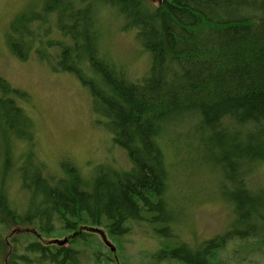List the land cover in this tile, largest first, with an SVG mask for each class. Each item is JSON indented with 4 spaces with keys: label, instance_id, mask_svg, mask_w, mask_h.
<instances>
[{
    "label": "trees",
    "instance_id": "trees-1",
    "mask_svg": "<svg viewBox=\"0 0 264 264\" xmlns=\"http://www.w3.org/2000/svg\"><path fill=\"white\" fill-rule=\"evenodd\" d=\"M41 3L13 20L10 52L21 61L34 54L78 79L90 94L96 124L126 150L131 166L100 164L87 175L63 160L60 174L50 173L38 157L35 123L20 104L30 95L0 75V225L5 233L11 224L30 233H12V250L0 234L8 264H85L98 233L92 228L120 242L142 222L162 244L147 253L146 264H214L233 238H258L264 245V186L251 182L264 165V0ZM100 3L116 7L123 29L136 30L150 53L141 78H130L102 50ZM183 131L197 157L219 169L220 194L233 213L223 233L195 247L176 240L168 199L167 140ZM20 141L26 148L18 153ZM19 174L24 207L10 195L16 180L7 179ZM59 235H67L68 244L44 241ZM93 255L95 264L121 258L109 249Z\"/></svg>",
    "mask_w": 264,
    "mask_h": 264
},
{
    "label": "rangeland",
    "instance_id": "rangeland-1",
    "mask_svg": "<svg viewBox=\"0 0 264 264\" xmlns=\"http://www.w3.org/2000/svg\"><path fill=\"white\" fill-rule=\"evenodd\" d=\"M42 1L0 0V75L30 95L29 103L20 104L35 123L38 157L47 163L49 172L56 175L61 172L63 160L73 161L87 175L93 174L94 168L100 164L129 169L131 163L126 150L113 142L111 133L103 125L96 124L90 94L78 79L70 73L54 71L34 54L21 61L10 52L7 35L13 20L22 11L39 8ZM97 20L102 50L133 80L145 75L150 67V53L137 39L136 30L123 29L125 19L119 10L100 3ZM185 132L175 140H167L166 154L170 168L168 199L174 208L171 224L176 240L195 247L203 240L223 233L232 222L233 213L220 194L219 169L197 157L194 143L192 141L190 146L191 141ZM18 146V153L25 151L26 146L22 141ZM15 177L10 175L7 178L16 180L11 182L10 195L16 205L24 207L25 195L20 187V174ZM251 182L252 186H264V165L257 169ZM4 227L0 225V234L5 233ZM18 227L20 229H16ZM21 227L25 226L11 224L3 236L10 250L17 244L12 242V233L17 236L29 233L21 231ZM65 236L51 238L63 240ZM91 238V245L87 247L89 256L83 259L85 264H95L92 258L94 250L101 249L104 253L110 250L99 233ZM110 240L117 248L116 253L121 256H117L113 264H146L147 253L162 245L161 238L154 235L152 227L145 222L134 223L131 234L120 242ZM167 244L172 245L173 242L168 241ZM215 262L264 264V245L258 238H233L219 251ZM6 263L7 256L0 253V264Z\"/></svg>",
    "mask_w": 264,
    "mask_h": 264
},
{
    "label": "water",
    "instance_id": "water-1",
    "mask_svg": "<svg viewBox=\"0 0 264 264\" xmlns=\"http://www.w3.org/2000/svg\"><path fill=\"white\" fill-rule=\"evenodd\" d=\"M95 232H98L101 237L103 238V241L106 243V245L111 249V251L115 252L117 250L116 246L107 238V235L105 232L101 231L98 228H92ZM68 240L67 238H64L63 240H58L60 243H65Z\"/></svg>",
    "mask_w": 264,
    "mask_h": 264
},
{
    "label": "flooded vegetation",
    "instance_id": "flooded-vegetation-1",
    "mask_svg": "<svg viewBox=\"0 0 264 264\" xmlns=\"http://www.w3.org/2000/svg\"><path fill=\"white\" fill-rule=\"evenodd\" d=\"M89 229V228H88ZM90 231L92 230V229H89ZM64 238H66V237H64ZM50 241V243H55V244H58V245H64V244H68V242H69V239L65 242V243H60V242H58V238H51V239H49ZM6 264H8V262L6 263Z\"/></svg>",
    "mask_w": 264,
    "mask_h": 264
}]
</instances>
